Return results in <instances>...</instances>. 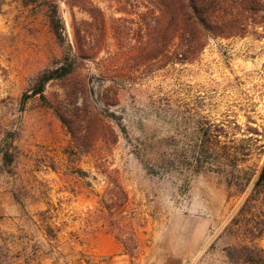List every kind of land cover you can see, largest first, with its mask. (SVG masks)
<instances>
[{
  "label": "rangeland",
  "instance_id": "1",
  "mask_svg": "<svg viewBox=\"0 0 264 264\" xmlns=\"http://www.w3.org/2000/svg\"><path fill=\"white\" fill-rule=\"evenodd\" d=\"M56 5L64 43L50 29ZM146 11L136 0H0V264H235L224 230L243 197L228 201L231 167L208 157L205 133L249 151L247 170L264 164V23L180 64L174 45L157 53ZM68 54L85 98L71 99L68 81L33 95ZM75 104L110 126L84 153L55 112ZM254 244L264 254V237Z\"/></svg>",
  "mask_w": 264,
  "mask_h": 264
},
{
  "label": "trees",
  "instance_id": "2",
  "mask_svg": "<svg viewBox=\"0 0 264 264\" xmlns=\"http://www.w3.org/2000/svg\"><path fill=\"white\" fill-rule=\"evenodd\" d=\"M136 1L147 8L143 14V22L145 29L156 35L154 45L158 48L157 53L163 54V50L174 45V63L183 64L196 60L211 38L243 35L251 26L264 23V0ZM88 12L97 18V13L101 11L91 5ZM48 18L56 40L64 43V25L57 5ZM149 18L153 20V25ZM82 52L81 48L76 51L83 58ZM76 71V64L74 60L69 61L68 54L58 67L46 71L40 77L33 89V95L44 98L45 87L50 81H68L71 84L68 87V96L71 99L80 96L85 98L87 84L83 79H73ZM55 112L72 137L75 153L87 152L94 147L98 138H105L110 132V126L108 127L102 114L93 106L79 107L75 104L73 110L68 111L55 106ZM205 135L209 138L206 150L208 157L217 155L219 168L225 170L231 167L232 171L226 169L229 172L226 178L228 201L243 197L239 209L224 230L227 236L237 240L233 247L236 254L234 263L264 264L263 249L254 244L256 240L264 237V164L259 169L247 170L242 164L247 161L249 151H236L228 144L216 146V143L211 141L210 131ZM2 160L9 167L14 162V154L9 145L3 151ZM112 189H118L121 196H125V191L120 185L115 183ZM18 195L16 191L14 196L20 202Z\"/></svg>",
  "mask_w": 264,
  "mask_h": 264
}]
</instances>
